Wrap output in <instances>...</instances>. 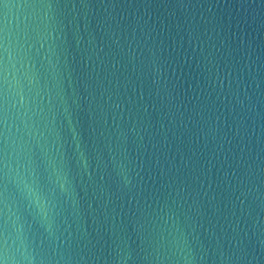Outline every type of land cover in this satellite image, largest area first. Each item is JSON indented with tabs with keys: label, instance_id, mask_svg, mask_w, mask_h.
I'll list each match as a JSON object with an SVG mask.
<instances>
[{
	"label": "clouds",
	"instance_id": "9594fccd",
	"mask_svg": "<svg viewBox=\"0 0 264 264\" xmlns=\"http://www.w3.org/2000/svg\"><path fill=\"white\" fill-rule=\"evenodd\" d=\"M0 264H264V0H0Z\"/></svg>",
	"mask_w": 264,
	"mask_h": 264
}]
</instances>
